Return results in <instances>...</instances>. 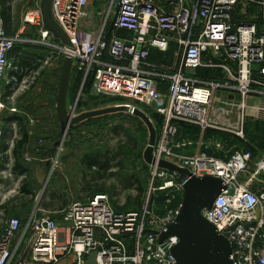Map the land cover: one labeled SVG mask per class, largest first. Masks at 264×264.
I'll return each mask as SVG.
<instances>
[{
	"label": "built area",
	"instance_id": "built-area-1",
	"mask_svg": "<svg viewBox=\"0 0 264 264\" xmlns=\"http://www.w3.org/2000/svg\"><path fill=\"white\" fill-rule=\"evenodd\" d=\"M1 8L0 114L8 55L16 44L31 43L49 51L45 64L70 58L91 77V96L135 101L153 110L161 126L141 210L117 211L99 193L59 219L36 212L24 224L9 219L0 232V264H86L90 253L94 264H178L171 255L178 239L159 243V234L180 214L184 188L159 161L195 178L219 179L225 189L202 217L229 242L231 264H264V157L242 181L252 156L218 157L224 143L215 135L223 130L215 125L220 112L243 126L250 110L264 111L250 102L264 99V0H109L102 15L94 0H53L52 18L72 48L42 30L39 7L28 9L18 35L9 36ZM37 29L39 40L20 38ZM153 51L163 55L162 65L150 62ZM180 123L197 129L196 138H180Z\"/></svg>",
	"mask_w": 264,
	"mask_h": 264
},
{
	"label": "rangeland",
	"instance_id": "rangeland-1",
	"mask_svg": "<svg viewBox=\"0 0 264 264\" xmlns=\"http://www.w3.org/2000/svg\"><path fill=\"white\" fill-rule=\"evenodd\" d=\"M108 1L94 0L100 15ZM40 3L41 0H14L13 20L8 33L18 35L23 14ZM35 32L23 31L20 38L28 40L27 37ZM22 47L21 58L34 67L36 64L40 70L26 74L18 82L12 74L18 72V61L13 58L15 54L8 55L10 67L8 82L3 90L5 110L0 114V147L9 145L12 149V141L3 142L4 132L8 129L7 120L11 116L20 120L26 132L33 129L36 133L22 152L29 161L21 158L19 162L30 172L27 177L19 178L12 173V157L4 171L0 172V231L9 219L16 218L23 224L34 212L59 219V212L97 193L105 194L117 211L141 210L149 182V164L144 160L150 141L148 124L156 140L161 118L153 110L130 99L89 95L86 89L83 90L84 72L79 71L78 77L71 75L64 102L65 115L78 119V124L68 127L70 130H63L64 125L57 112L62 74L58 69H61L62 59L56 61L58 68L55 63L50 66L52 62L49 65L44 61H31L28 57L35 53L34 50L26 44ZM162 58L158 56L156 62H161ZM8 87L13 96L5 97ZM250 102L264 103V99H251ZM257 107L264 109L260 105ZM215 125L223 129L215 134L224 143L223 154L229 156L240 152L252 156V165L242 175L244 179L249 178L254 165L264 157V111L250 110L243 126L238 117L220 112ZM179 128V137H185L191 131V136L196 135L195 128L190 125L180 123ZM12 129L18 139V127L12 126ZM239 133L240 136H237ZM207 146L209 152H215L209 143ZM94 153L109 155L113 159L108 165L109 172L97 169V174L95 169L89 170L82 165V159ZM1 155L0 167L3 164ZM23 183L31 195L21 193Z\"/></svg>",
	"mask_w": 264,
	"mask_h": 264
},
{
	"label": "water",
	"instance_id": "water-1",
	"mask_svg": "<svg viewBox=\"0 0 264 264\" xmlns=\"http://www.w3.org/2000/svg\"><path fill=\"white\" fill-rule=\"evenodd\" d=\"M52 1L41 0L39 5L42 28L51 34L55 40L60 41L62 45L72 48L69 39L52 18ZM70 67L71 59L67 57L62 65L61 85L57 96L58 118L65 129L78 124V119H72L70 115L66 116L64 112ZM148 127L150 141L144 153V160L147 164L154 165L155 160L152 157V150L155 143V134L149 124ZM158 167L177 172L178 181L184 188L183 205L180 214L174 223L167 226L166 230L159 234V243L171 236L178 239L177 245L171 249V255L178 264H231L229 242L219 235L214 227L201 215V211L210 209L217 196L225 189L222 182L211 177H192L186 170L164 161H159ZM94 263L95 254L90 253L86 264Z\"/></svg>",
	"mask_w": 264,
	"mask_h": 264
},
{
	"label": "trees",
	"instance_id": "trees-1",
	"mask_svg": "<svg viewBox=\"0 0 264 264\" xmlns=\"http://www.w3.org/2000/svg\"><path fill=\"white\" fill-rule=\"evenodd\" d=\"M11 2H12V0H0L1 7H2L1 8V16L3 19L4 26L7 30L10 29L11 23H12L11 6H10ZM22 46L23 45H21V44H16L14 46V49L12 51H10V53H9V56H11L12 54H15V56L13 58H15V60L18 61L17 65H16V66H18V68H17L18 72L17 73L12 72V74L14 76H16V78L18 79V82L26 74H33L38 70L36 68L37 67L36 64H35L36 67H34V65L26 63V59L21 58V57H23V55H22V48L23 47ZM205 75H208V74L206 73ZM6 89H7V91H6L5 97L11 96L12 91L9 90V87ZM15 122H17V126H18L19 132H20L19 139H13L14 131L12 129V124ZM23 127L21 126V122L17 117L11 116L10 120H7V128L8 129H6V131L4 132L3 142L6 143L8 140L13 139V141H12L13 145H12L11 150H10L9 145H5L4 147H0V151L2 154V161H3V164L0 167V172L4 171L5 166L9 164V160L12 157V160H13L12 168H11L12 173L15 176H18L19 178L21 177V178L25 179L28 175V170L23 168V166L19 162H20V159L22 158V151H23L24 147L29 142V137H28V134H27L25 128H23ZM211 133L212 132L209 131L208 135H210ZM9 152L11 153L10 156L7 155ZM103 156H105V157H103ZM109 158H110L109 155H103L101 153H94L91 155H86L82 159V165L86 169H89V170L95 169L97 171V174L99 173V171L97 169L103 170L104 173H107L110 170L109 169L110 161L113 160V159H111V158L109 159ZM138 190H139V192H141V189H138ZM21 193L25 196L31 195V193H29L27 191L25 183H23V185L21 187Z\"/></svg>",
	"mask_w": 264,
	"mask_h": 264
},
{
	"label": "crops",
	"instance_id": "crops-1",
	"mask_svg": "<svg viewBox=\"0 0 264 264\" xmlns=\"http://www.w3.org/2000/svg\"><path fill=\"white\" fill-rule=\"evenodd\" d=\"M13 2H14V0H12V2L10 3V6H11V15H12V11H13ZM1 4V3H0ZM39 7V6H38ZM25 14V13H24ZM24 14H23V16H24ZM22 19H23V17H22ZM22 19H21V25H22ZM12 20H13V17H12ZM6 29V28H5ZM42 30H44L43 28H42ZM6 31H7V34L9 35V36H11V37H15L16 35H12V34H10V33H8V30L6 29ZM36 32H35V34H33V33H31V37H27V38H29L28 39V41H35V40H39V38H40V33H39V31H38V29L37 30H35ZM45 31V30H44ZM51 35V34H50ZM120 36L121 37H125L126 35L125 34H120ZM51 38H52V40L54 41V44H61L60 43V41H58V40H55L53 37H52V35H51ZM28 46L29 47H31L33 50H34V52L35 53H33L32 55L30 54V56L28 57L31 61H37V62H39V61H44L45 59H46V57L48 56V54H49V51L45 48V47H42V46H37V45H35V44H28ZM158 56H162L163 57V55H161L160 53H158V52H156V51H153L152 52V56H151V59H150V62L151 63H153V64H156V65H162V63L164 62L163 61V58H162V61L160 62H156V59H158L157 57ZM60 59H62V61H60L61 62V69H58L59 71H61V73H62V65H63V62H64V57H59V58H57V59H55L54 61H52V64L50 65V66H52L54 63H55V65H56V61L57 60H60ZM168 59H170L169 61L167 60V63L168 64H171V57H169ZM57 66V68H58V65H56ZM39 70L40 69H38L37 71L39 72ZM35 72V73H38V72ZM71 75H75V76H77V75H79V70L75 67V65H74V63L71 61V67H70V71H69V80H68V84H69V82H70V78H71ZM78 77V76H77ZM90 87H91V77L89 76V77H87L86 79H84V81H83V90L84 89H86V91L89 93L90 92ZM90 95V94H89ZM13 96V95H12ZM11 98V97H10ZM258 105H260V106H262V107H264V103H252L251 104V106L254 108V106H258ZM12 126H14V127H16L17 126V122H15V123H13L12 124ZM21 126H23L22 125V123H21ZM31 126H33V124H31ZM18 127V126H17ZM19 129V128H18ZM180 129L181 128H179L178 127V133H180ZM194 129V128H193ZM63 130H65V128L63 129ZM68 130H70V128H68ZM196 130V133H197V129H195ZM14 131V137H13V139H17V133H16V131L15 130H13ZM211 132V131H210ZM213 132V131H212ZM36 133V131L35 130H31V132H27V134H28V137H29V142H30V140H31V136H35V135H33V134H35ZM47 133H49V132H47ZM191 133H192V131H191ZM191 133L189 132L188 134H186V136L185 137H180V138H185V139H195L196 138V135H195V137L194 136H191ZM215 132H213V133H211L212 135L214 134ZM216 134V133H215ZM218 134V133H217ZM42 135H44V134H42ZM50 136H51V133H50ZM217 136V135H216ZM46 137H48V135L46 136ZM218 137V136H217ZM13 139L12 140H10V141H13ZM19 139V138H18ZM28 142V143H29ZM23 152V151H22ZM222 153V151L219 153V155H218V157H220V158H223V159H225V158H227L228 156L227 155H225V154H221ZM2 156V155H1ZM25 158H28V157H26V156H24V155H22V160L24 161V159ZM33 172V171H32ZM253 172V171H252ZM28 173H30V172H28ZM21 178V177H20ZM247 180L249 179V178H246ZM246 179H244V178H242V181H245ZM255 184V183H254ZM97 194H99V193H97ZM93 195H95V194H93ZM93 195H90V196H93ZM39 214V213H38ZM24 224V223H23Z\"/></svg>",
	"mask_w": 264,
	"mask_h": 264
}]
</instances>
